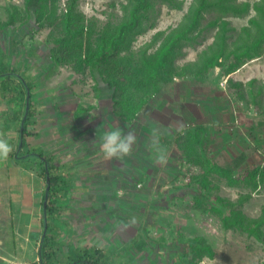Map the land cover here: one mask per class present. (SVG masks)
<instances>
[{
  "label": "rangeland",
  "instance_id": "obj_1",
  "mask_svg": "<svg viewBox=\"0 0 264 264\" xmlns=\"http://www.w3.org/2000/svg\"><path fill=\"white\" fill-rule=\"evenodd\" d=\"M59 1L60 14L72 0ZM121 1L76 2L87 16L104 22L108 18L119 17ZM191 1L157 2L153 17L148 21V30L139 35L135 42L146 47L155 35L154 45L160 43L163 35L156 37L155 33L177 25ZM249 1L253 3L257 0ZM25 8L26 0H0L1 23L10 22L13 13L17 17L14 22L0 27V56L5 55L8 59H15L16 63L26 65L27 77L34 85L36 102L43 108L40 118L46 121L48 129L43 130L40 136L30 137V143H39L47 151L55 152L62 158L59 161L55 159L56 163L69 165L63 167L69 179L75 185L78 182L87 186L75 195L71 205L73 215L69 214L67 220L73 225L71 239L80 245L104 247V250L124 246L122 253H128L132 258H116L117 264H264V223L260 231L252 230L253 225L250 228L249 225L226 227L223 216L216 212V207L231 209L225 203L234 202L236 208L251 217L264 214L263 110L251 101L248 106L242 100L233 101L228 95L219 97L216 94L218 84L222 87L233 84L228 82L230 76L224 74V69L217 67L204 81L187 76L175 77L169 83L163 82L160 91L152 96L133 121L126 123L122 118L112 116L116 119L113 121L109 118L113 110L109 84L99 73L98 82L88 70L77 71L72 65L53 67L45 40L59 34L60 30L48 22L45 28H40L35 11L29 13ZM255 13L252 7L246 13L227 14L236 27L231 33L239 31V35ZM209 21L205 20V23ZM215 34V25L206 27L195 39L185 41L178 58L181 61L198 58L202 49L216 40ZM233 77L246 83L255 80L257 88L262 85L258 101L264 103V53L247 62ZM247 89L250 90L249 85ZM203 93L207 101L212 96L219 97L215 101L221 103L222 109L217 117H212L216 120L210 118L211 121H203L204 127L208 128L205 133L207 139L204 147L200 146L199 154L210 162V153H219L220 147L229 140L231 143L216 158L220 166L232 169V175L223 169H216L208 174V187L201 193L203 184L196 180V176L203 169L194 161L181 159L182 151L178 147L181 141L190 142L192 134L187 129L195 123L198 126L199 117H192L190 113L187 115L184 109L188 105L193 108L191 101H196ZM246 93L249 96L250 92ZM193 96L196 98L193 99ZM75 106L86 110L76 115L70 112ZM206 106L208 109L212 107L210 104ZM173 107L175 109L170 111ZM55 119L60 122L55 123ZM168 123L177 125L178 130L174 131ZM122 124L127 129L122 136L131 133L135 142L129 154H122V160L116 157L107 159L97 142L98 130H117ZM244 124L257 129L243 128ZM166 125L169 129L164 127ZM145 128L153 130V137H148ZM220 128L229 135L215 133V129ZM237 150L242 151L237 154ZM158 155H164L166 162H159ZM179 160H183V163H179ZM235 160H241V165H236ZM110 165L112 170H109ZM255 167L261 169L257 177L252 175ZM102 169L106 170L105 173H102ZM245 169L250 171L248 176H245ZM217 197H222L223 203H219ZM15 217L13 223L20 224V218ZM11 224L5 227L4 223V228L0 227V257H8L7 264H30L35 258L37 243H31L27 249L26 243L24 247L19 245L21 240L14 224ZM194 237H204L212 252L206 250L196 254L190 250L186 241ZM122 253L117 256H122ZM60 257L63 258V252Z\"/></svg>",
  "mask_w": 264,
  "mask_h": 264
},
{
  "label": "trees",
  "instance_id": "obj_2",
  "mask_svg": "<svg viewBox=\"0 0 264 264\" xmlns=\"http://www.w3.org/2000/svg\"><path fill=\"white\" fill-rule=\"evenodd\" d=\"M76 1L72 0L60 14L59 0H26L25 10L29 13L35 11L40 28H45L48 22L60 30L59 34L45 40L51 52L53 67L72 65L77 71L88 70L98 82L99 73L112 88V113L126 123L133 121L137 113L145 108L152 96L160 91L163 82L169 83L175 77L187 76L204 81L217 67L224 69V74L230 76L228 82L233 84L230 87L218 84L222 96L226 94L233 101L242 100L248 106L251 101L264 112V103L258 101L262 85L257 88L255 80L246 83L243 79L233 77L247 62L264 53V0L253 3L249 0H192L177 25L155 33L156 37L163 35L161 42L154 45V35L146 47L139 46L135 41L148 30V21L153 17L156 3L164 0H122L119 17L108 18L104 22L87 16L77 7ZM252 7L256 13L250 17V23L242 27L239 35V31L231 33L236 27L226 15L231 12L246 13ZM212 13L215 14L210 15ZM16 19L13 13L10 22ZM205 20L210 21L205 23ZM10 22L2 24L0 21V27ZM211 25H215L216 40L202 49L198 58L181 61L178 56L182 53L185 41L195 39L199 32ZM246 92H250L249 96ZM234 95L238 97H233ZM0 99L10 108L7 116L18 126L23 143L16 153H11L12 157L17 164H24L44 175L46 180L42 211L43 232L37 243V258L30 264H116L111 250L92 248L89 245H70L68 249L69 232L62 229V226L70 213V202L74 198L73 184L63 165L56 163L52 151L38 148L23 151L22 148L28 146V139L39 134L43 108L36 102L34 85L27 77L26 65L16 63L15 59H8L5 55L0 56ZM84 110L86 109L75 106L70 112L79 115ZM243 126L246 129L254 128L246 124ZM197 128L196 132L189 133L193 140L178 141V148L187 157L192 156L194 162L202 167V173L196 176V180L203 184L200 187L202 193L210 181L208 174L216 169H223L232 175V169L220 166L218 161L211 159L206 162L201 158L195 142L201 140L200 145L204 147L208 128L204 125H198ZM200 131L204 133L203 139H200ZM243 159H246L245 156ZM241 162L235 160L236 165H241ZM255 168L252 175L257 177L261 174V169ZM249 173L245 169V176ZM47 195L48 204L45 205ZM217 199L219 203L223 201L222 197ZM225 204L231 209L216 207V212L223 216L226 227L249 225L250 228L253 225L252 230L260 231L264 214L254 218L236 208L234 202ZM258 234L261 235L260 232ZM186 244L196 254H202L206 250L212 252L204 237L188 239ZM0 261L1 264L8 263L1 257Z\"/></svg>",
  "mask_w": 264,
  "mask_h": 264
},
{
  "label": "crops",
  "instance_id": "obj_3",
  "mask_svg": "<svg viewBox=\"0 0 264 264\" xmlns=\"http://www.w3.org/2000/svg\"><path fill=\"white\" fill-rule=\"evenodd\" d=\"M216 89H217L216 94H218L219 97H224V98L227 97V95H225V96L221 95L222 93L220 92L218 86L216 87ZM213 90L215 91V89H213ZM203 97H205L204 93L201 94V97H198V99L196 101H194V100L191 101V105L193 106V108L189 107V105H188V101L190 99L187 100L186 104L188 105V107H185V109H184V112L187 113V115H189V113H190L192 117H195V118L199 117L198 125H203L202 124L203 121L205 122L206 120H209V121H211V119L216 120V119H213L212 117L213 116L217 117V114L222 109L221 103H218L217 101H215V99H217L219 97L212 96V99H210V101H207L206 97L205 98H203ZM194 98H196V97L193 96V99ZM163 99H165V98H163ZM0 102H1L0 103V134H2V138L5 139V141L10 145V147L12 149L11 152H9L6 159L0 158V227H1V229H3L4 223H6L5 227H9L10 223H12L11 225L14 224L16 231H17V234H18V238L21 240V242L18 244L19 245L22 244V247H24L25 246L24 244L26 243V249H27L31 243H39V240H40L42 232H43L42 211H43L44 194H45V190H46V180H45L44 175L38 173L35 169H33L31 167H26L24 164H20V163L17 164L16 161L14 160V157H12L11 153H13V154L16 153V151H18L19 146L21 144L23 145V143L21 142L18 126L15 124L14 121H11L10 117L7 116L10 113V108H8L6 104H4L3 100L0 99ZM207 104L212 105L211 109L207 108V106H206ZM174 109H175L174 107L170 108V111H172ZM42 114H43V112H42ZM42 114H41V117H42ZM112 116H115V115L111 111L109 114V118H112V120L115 121L116 119ZM59 119H60V117H59ZM45 122L41 119L40 132L38 135H35V136H40L43 130L47 131L48 126ZM51 122H52V120L49 121V123H51ZM54 122L58 124L60 121L59 120L56 121V119H55ZM172 123H174V122H172ZM196 124L197 123L193 124V127H189L187 129V131H191L193 133L196 132L198 130ZM106 125H107V123H106ZM168 125H169V123H168ZM168 125H166L164 127H167ZM105 126H103V128ZM108 126H110V125L108 124ZM124 126L125 125L122 124L117 129V130L121 131V134L126 132V130H127L126 127H124ZM169 126L174 131L178 130V127L175 124H170ZM121 127H123V128H121ZM167 128L169 129V127H167ZM145 129L148 131V137H153V135H152L153 130H150L148 128H145ZM219 130L215 129V133H216V131L218 132V134L219 133L221 134L222 132H224L223 135L226 136V134H227V132H225L226 130L222 131L221 128ZM98 132L99 133L97 134L98 135V139H97L98 141L97 142L99 143L100 148H101V144L103 142L104 135H105V133H107L109 131H106V130L100 128L98 130ZM142 135H144L143 129H142ZM227 135H229V134H227ZM156 137H157V135H156ZM141 138L142 137H140V139ZM203 138H204V133L200 134V139H203ZM158 140H159V138H158ZM191 140H193V137L191 138ZM200 141L201 140H199L197 143L195 142L198 150L200 149V146H201ZM228 141L229 140H227L224 143V145L220 147L219 153H215V152L210 153L212 156V160H215V161L218 160V158H216L217 155L220 154V152L223 153V151L225 150V146H227L231 143ZM35 148L45 149L46 147L39 144V143L32 145L30 143V140L28 139V146L26 147V145H25V147L22 149H23V151L26 152L29 149L32 150ZM243 150H245V148H243ZM241 151L242 150H237V152H238L237 154H240ZM229 153H231V152H229ZM53 154H54L56 160H58V161H59V159L62 160V158L58 157L55 154V152H53ZM150 154L151 153H149L148 155H150ZM234 156H236V154ZM115 157L118 160H122L121 159L122 155H118V157L117 156H115ZM180 157H181V159H186L185 161H188V162L194 161L192 156L187 157V155L186 154L184 155L183 153L181 154ZM182 161L179 160V163H183ZM60 164L63 165V167L69 166V165H65L62 162ZM99 168H101V167H99ZM102 170H103L102 173H105L106 170L105 169H102ZM109 170H112L111 165L109 166ZM171 178H172L171 176L168 177L169 180H171ZM71 183L73 184L72 190H74V193H73L74 198L71 200L70 206H69L70 216L73 215L72 214L73 209H72L71 205L74 202V199L76 198L75 195H78L79 192H81V190L84 187H87L83 183L77 182L76 185L72 181H71ZM126 195H127V193H126ZM120 211H121V207H120ZM69 214H68V216H69ZM15 215L20 218V224H18V225L13 223V221L16 219ZM67 220H68V217L64 220V225L62 226L63 227L62 229L69 232V236L67 238V241H68L67 247H68V249H70V245L80 246V244H78L79 243L78 241L75 242L71 239V235H72V231H73V225L71 223L69 224ZM12 236L14 237L15 234H13ZM142 237L144 238L145 236L142 235ZM81 245H85V244H81ZM137 247L139 248L140 246H137ZM37 248L38 247H36V251L34 253V257H35L34 260L37 258L36 257ZM123 249H124V246H119V247H116L113 250H111V252H113L114 261L116 258L119 259L120 257H122L121 260H127V259L132 258L128 253H122ZM119 253H122L123 255L117 256V254H119ZM5 258L7 261L9 260L8 257H5ZM115 263H116V261H115Z\"/></svg>",
  "mask_w": 264,
  "mask_h": 264
},
{
  "label": "clouds",
  "instance_id": "obj_4",
  "mask_svg": "<svg viewBox=\"0 0 264 264\" xmlns=\"http://www.w3.org/2000/svg\"><path fill=\"white\" fill-rule=\"evenodd\" d=\"M135 142V137L129 133L127 136H122L120 130H112L105 133L101 144V151L105 158L110 159L118 155H127L131 151V145ZM10 145L2 138L0 134V158L6 159L11 152ZM157 160L161 163L166 162L164 155H158Z\"/></svg>",
  "mask_w": 264,
  "mask_h": 264
},
{
  "label": "water",
  "instance_id": "obj_5",
  "mask_svg": "<svg viewBox=\"0 0 264 264\" xmlns=\"http://www.w3.org/2000/svg\"><path fill=\"white\" fill-rule=\"evenodd\" d=\"M48 204V195L46 196L45 205Z\"/></svg>",
  "mask_w": 264,
  "mask_h": 264
}]
</instances>
